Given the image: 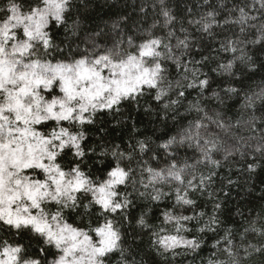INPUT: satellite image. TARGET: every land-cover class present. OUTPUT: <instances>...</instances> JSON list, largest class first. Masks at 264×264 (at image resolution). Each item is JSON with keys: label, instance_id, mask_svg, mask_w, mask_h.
<instances>
[{"label": "clouds", "instance_id": "clouds-1", "mask_svg": "<svg viewBox=\"0 0 264 264\" xmlns=\"http://www.w3.org/2000/svg\"><path fill=\"white\" fill-rule=\"evenodd\" d=\"M75 4L76 0H62V11L56 15L48 0H31L27 8L20 0H0V49L3 50L0 52V83L3 84L0 104L7 105L9 100L5 96L12 97V89L20 84L27 88L33 77L50 82L37 90L39 104L34 103L31 96L25 99V104L33 105V110L30 115L25 111L24 124L17 125L15 115L19 113H4L0 143L12 144L14 150L5 147L0 151V207L7 209L11 205L14 211L11 215L7 211L0 215V264H57L64 256V249L72 243L70 237L76 234L74 230H79L81 238H90V244L85 241L88 251L77 249L69 260L74 256H90L91 264H107L105 257L117 252L120 255L115 264H141L134 256L127 259L132 252L124 244L121 221L140 233L149 232V247L155 250L160 264H264V215L258 213L243 218L244 213L238 207L236 213L243 218L240 226L224 227L218 216L222 201L214 203L211 214L197 209L198 197H216L219 189L213 190L214 177L225 161L237 154L244 159V145L264 159V135H261L264 129H257V124L264 123V112L255 115L256 101H264V91L244 94V108L252 109L253 114L234 124L208 102L223 103L222 93L232 98L239 94V89L229 83L224 89H213L206 94L211 77L201 65L209 57L185 59L195 47L210 39L216 41L219 33L223 38L219 39L216 51L231 54V58L222 61L220 55L215 56L218 63L211 71L217 76L238 79L240 73L233 71L237 62L249 72L255 71L258 66L252 63L253 57L246 48L249 44L255 46L264 42V0H216L208 10L192 14L186 26L174 15L169 0H142L140 13L151 8L154 15L149 27L139 34V42L135 36H127L111 47L93 43L90 48L77 46L65 55L49 28L54 22L57 28L64 27L68 40L77 36L78 18L68 20ZM203 4L211 5L212 0H203ZM197 6L201 7L199 0ZM188 11L192 13L190 7ZM225 12V18L219 19ZM40 16L43 29L37 31L30 17ZM228 27L233 31L228 32ZM253 29L255 37L251 38ZM27 30L33 31L30 38L25 35ZM158 30L163 34H157ZM146 40H159L158 46L153 45L155 51L143 58L144 65L160 66L155 87L143 85L136 95L123 98L112 108L82 111L75 101L72 103L75 111L58 109L56 116L49 114L47 101L63 96L58 66L75 67L76 61L81 59L91 65L104 55L113 60L127 59L130 54L138 56ZM67 47L70 45L65 44ZM172 66L177 75H173ZM201 80H206L207 84L201 85ZM54 89L59 94L49 97L47 94ZM186 90H196L195 97L187 99ZM145 96L159 102L158 109L147 102L145 111L159 113L162 122L173 114L172 120L178 123L181 108L191 119L179 126L175 135L159 142L148 136L136 139L134 145L129 143L128 149L122 150L120 144L113 146L101 141L86 150L84 142L90 135L86 126L96 124L98 112L108 110L111 114L115 109L119 113L122 101L135 102ZM48 122H54L51 129L37 130L36 126ZM237 124L249 133L247 137L236 133ZM10 127L14 130L11 133ZM162 130V127L158 129ZM136 131L139 129L134 127L133 132ZM172 137L176 139L170 142ZM228 140L234 143L229 144ZM142 144L147 146L142 148ZM183 149L193 151L191 163L180 155ZM67 151L71 154L68 160H63ZM217 153H222V158L217 159ZM88 156L99 157L93 162L100 166L111 159L114 166L98 174L93 171ZM116 167L127 171L123 182H114L109 175ZM259 167L257 161L248 164L246 171L255 173ZM261 192L264 193V188ZM105 196L110 203L103 199ZM134 199L145 207L137 213L133 223L130 214L136 206ZM165 201L171 207L161 210L162 219L157 224L151 223L153 205ZM187 209H191V214H185ZM21 216L28 217L30 222L18 223L16 218ZM109 222L111 229L107 227ZM37 223L43 225L44 231L36 229ZM102 227L106 233L115 235L107 251L93 254L90 245L100 246L102 238L96 229ZM207 235L213 236V251L206 256L201 254V249L207 243ZM53 236L64 243L58 246ZM168 237L177 239L172 241L166 239ZM32 241L39 242L34 245L40 249L39 256L31 254ZM78 264L89 262L83 260Z\"/></svg>", "mask_w": 264, "mask_h": 264}, {"label": "trees", "instance_id": "trees-1", "mask_svg": "<svg viewBox=\"0 0 264 264\" xmlns=\"http://www.w3.org/2000/svg\"><path fill=\"white\" fill-rule=\"evenodd\" d=\"M25 8L31 3V0H20ZM201 7L197 6V0H169V6L174 8V15L178 20H182L186 26L187 19L191 18L192 14H199L200 11H206L211 6L216 4V0H212L211 5H204L203 0H199ZM142 6V0H76L74 10L69 14L68 20H76L78 18L79 27L76 29L78 35L72 37L71 40L66 38L64 27L57 28L53 22L50 25L49 31L53 34L61 48L64 49L65 55L72 52L73 49L79 46L80 48L91 47L93 43L102 45L104 47H111L115 42L120 39H125L127 36H135L139 42V34L147 29L152 22L153 12L151 8H148L146 13H140V7ZM189 7L192 9V13H189ZM227 13H223L219 19L223 20ZM126 17V19H121ZM158 18V17H157ZM177 29L179 24L175 26ZM228 32H232L233 29L228 27ZM238 32V27L235 29ZM100 33L99 36H95V33ZM157 34H163L162 30H158ZM227 32L224 33L226 35ZM251 38L255 37V30H252L250 34ZM223 35L218 33L216 41L211 39L204 42L202 46L195 47L191 53L185 57L186 60L195 59L200 60L204 56H208L209 60L204 61L201 67L211 77V83L207 89L206 94L210 93L213 89L221 90L226 88L229 83L239 89V94L235 97L229 98L226 94L222 93L225 97L224 102H208L213 105L217 110L224 113V116L232 123L236 124L237 121H243L248 119L253 114L252 109L245 110L244 108V94H260L264 91V42L259 45L249 44L246 51L253 57L252 63L258 67L255 71L249 72L246 68H242L239 62H237L234 73H240V77L229 78L227 76H217L216 73L211 71L212 67H215L218 61L214 59L215 56L220 55L222 61H226L231 58V54L219 53L216 51L219 48V39H222ZM248 39L249 36H245ZM65 44H69L70 47L65 48ZM123 46V45H122ZM173 75H177L175 67L172 66ZM54 94H59L57 90H53ZM196 95V90H186L185 97L187 99H193ZM147 102H150L153 108H159V102L151 99L149 96L138 97L137 101L132 102L130 100L122 101L119 105L120 111L117 113L115 109L111 112L103 110L97 113L96 124L86 126V131L90 133L88 140L84 142L86 150L88 147L99 144L104 141L107 144L115 145L120 144L122 150H127L129 143L135 144L136 139L152 136L155 141L167 139L172 135H175L179 126L186 125L191 119V116L183 113L181 108V114L178 117V123L172 120V115L169 114L166 121H161L160 114L146 112ZM186 104V101H185ZM264 112V101H256L255 115H260ZM184 123V124H183ZM54 122H48L44 126H36L38 130L51 129ZM139 129V131L133 132V128ZM163 128L162 131L158 129ZM257 129H264V123L257 124ZM235 131L239 135L247 137L248 132L243 130L241 124H237ZM255 135V133H252ZM264 135V132L261 133ZM100 139L97 140L96 137ZM227 139V138H226ZM229 144L234 141L228 140ZM99 149H97L98 151ZM244 159L241 160L239 154L231 156L228 161H225L214 177L213 190L219 189L214 199L205 197L197 198V209L205 210L208 214H211L213 205L216 202H221V211L218 213L220 220L223 222L224 227L236 226L239 227L243 218H251L258 213L264 215V193L261 189L264 188V159L259 155L252 152L251 149L244 145ZM70 151H67L62 158L68 160ZM180 155L188 162H192L193 151L183 149ZM217 159L222 158V153L215 154ZM89 163L92 164L93 171L102 173L109 169L110 166H114L111 159H107L103 166L95 164L93 161L99 159V157L88 156ZM145 159H148L146 156ZM163 159V157H161ZM259 161L260 167L255 173H248L246 171L248 164L256 163ZM228 180L235 181L234 184H228ZM251 189L249 191L248 189ZM227 193V195L225 194ZM135 208L130 214V218L133 223L137 218V213L141 211L145 205L137 203L134 199ZM171 207L168 201H165L158 205H153V212L150 218V222L157 224L162 217L160 212L162 209ZM241 208L244 217L241 218L236 213L237 208ZM236 213V215H233ZM185 214H191V209H187ZM74 219V218H73ZM69 222H72L70 220ZM95 223V221H94ZM124 244L129 247L132 252V256L127 259H132L134 256L136 260H140L141 264H160V258L156 255L155 250L149 247L151 240L149 232L140 233L133 227L124 226ZM83 226V225H81ZM26 239V237H24ZM213 241L212 235H207V243L201 249L202 255H210L213 249L211 243ZM38 241H32L31 254L35 256L40 255V249L34 245L38 244ZM119 253L113 252L109 256L105 257L107 264H115L119 259Z\"/></svg>", "mask_w": 264, "mask_h": 264}, {"label": "snow or ice", "instance_id": "snow-or-ice-1", "mask_svg": "<svg viewBox=\"0 0 264 264\" xmlns=\"http://www.w3.org/2000/svg\"><path fill=\"white\" fill-rule=\"evenodd\" d=\"M52 4L53 11L56 15L62 11V0H48ZM34 20L35 29L40 31L43 29L42 16L39 18L30 17ZM33 34L32 30H27L25 35L31 37ZM153 45H159V40H146L140 47L139 55L130 54L127 59L113 60L110 56L104 55L97 57L96 60L90 65L86 59L76 61L75 67L68 65L67 68L64 66H58L59 68V82L61 83V91L63 92L62 97H52L51 100L47 101L48 111L51 116H56L58 109H67L69 112L75 111L72 107V103L78 101L76 107H80L82 111H87L88 108L96 109L99 108H112L114 105L125 97H132L136 95L142 88L143 85H150L155 87L156 75L159 71L160 66L155 65L149 67L143 64V58L151 55L155 48ZM3 50L0 49V52ZM235 51V48H232ZM46 82L43 79L33 77L32 84L27 88L25 84H20L18 87L12 89L13 96H5V99L9 100L7 105L0 104V130L3 129L4 113L13 112L19 113L15 115L17 125L24 124V113L25 111L30 115L33 110V105L25 104V99L29 96L33 98V102L39 104L37 99V90L44 86ZM201 85L207 84L206 80L200 81ZM0 91H3V84L0 83ZM51 96V93H49ZM83 118V117H81ZM14 130L10 127L9 132ZM23 131V129H21ZM176 137H172L171 141H175ZM146 144H142L141 147H146ZM5 147L9 150H14L12 144L3 145L0 143V151ZM167 147V145H165ZM42 163V162H41ZM152 171V170H149ZM109 175L113 178L114 182H123L127 177V171L123 168L116 167L111 170ZM103 191V189H102ZM104 200L108 201V198L103 197ZM110 203V201H108ZM119 207V205H117ZM5 211L9 215L14 211L11 205L7 209L0 207V215ZM17 222H30L28 217H17ZM213 222H215L213 218ZM38 231H44L43 225L36 224ZM108 229H111V222L108 224ZM76 233L72 235L70 239L72 243L64 249V256L61 257L57 264H78L79 261L87 260L91 264V257H73L69 260L68 257L72 256L77 249H83L88 251V246L85 245V241L90 244V238L79 236V230H74ZM98 235L101 236L100 246L90 245L93 254H102L111 247V237H114L115 233H106L104 228L96 229ZM58 246L64 243V240L59 239L55 236ZM168 240L175 241L176 237H168Z\"/></svg>", "mask_w": 264, "mask_h": 264}, {"label": "rangeland", "instance_id": "rangeland-1", "mask_svg": "<svg viewBox=\"0 0 264 264\" xmlns=\"http://www.w3.org/2000/svg\"><path fill=\"white\" fill-rule=\"evenodd\" d=\"M52 94H54V93H51V95ZM49 97H51L50 95H49V93L47 94ZM38 130V129H37ZM93 239H96V237L93 235Z\"/></svg>", "mask_w": 264, "mask_h": 264}, {"label": "bare ground", "instance_id": "bare-ground-1", "mask_svg": "<svg viewBox=\"0 0 264 264\" xmlns=\"http://www.w3.org/2000/svg\"><path fill=\"white\" fill-rule=\"evenodd\" d=\"M184 124V123H183Z\"/></svg>", "mask_w": 264, "mask_h": 264}]
</instances>
